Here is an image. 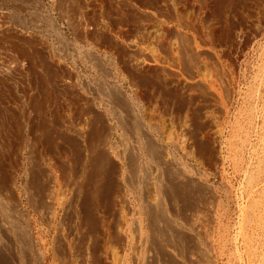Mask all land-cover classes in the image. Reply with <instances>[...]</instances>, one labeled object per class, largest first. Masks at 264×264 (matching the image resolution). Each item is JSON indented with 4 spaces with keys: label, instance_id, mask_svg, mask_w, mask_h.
<instances>
[{
    "label": "rangeland",
    "instance_id": "374dc122",
    "mask_svg": "<svg viewBox=\"0 0 264 264\" xmlns=\"http://www.w3.org/2000/svg\"><path fill=\"white\" fill-rule=\"evenodd\" d=\"M120 215L102 264H264V0H0V264Z\"/></svg>",
    "mask_w": 264,
    "mask_h": 264
},
{
    "label": "bare ground",
    "instance_id": "6f19581e",
    "mask_svg": "<svg viewBox=\"0 0 264 264\" xmlns=\"http://www.w3.org/2000/svg\"><path fill=\"white\" fill-rule=\"evenodd\" d=\"M84 124V123H83ZM84 131V130H83ZM80 134V133H79ZM75 144V143H74ZM153 144V143H152ZM154 145V144H153ZM101 147V146H100ZM30 148V147H29ZM89 149V148H88ZM152 149V148H151ZM29 150H31V149H29ZM92 150V149H91ZM147 150V149H146ZM153 150V149H152ZM89 152V151H88ZM108 154V153H107ZM110 154V153H109ZM37 155H38V153H37ZM30 156V155H29ZM88 156V155H87ZM131 156V155H130ZM35 157V156H34ZM96 157V156H95ZM99 157V156H98ZM159 157V156H158ZM97 158V157H96ZM95 158V159H96ZM108 158V157H107ZM106 158V159H107ZM99 159H100V157H99ZM112 159V158H111ZM128 160V159H127ZM30 161V160H29ZM79 161V160H78ZM107 161V160H106ZM136 161V160H135ZM93 162V161H92ZM100 162V161H99ZM109 162V161H108ZM131 162V161H130ZM133 162V161H132ZM76 165V164H75ZM104 166H106L105 164H103ZM99 166V165H98ZM122 166V165H121ZM95 168V167H94ZM100 168V167H99ZM106 168V167H105ZM111 169H113V168H111ZM118 169V168H117ZM129 169V168H128ZM97 170V169H96ZM104 170V169H103ZM78 171V170H77ZM94 171V170H93ZM100 172H101V170H100ZM107 172V171H106ZM109 172V171H108ZM112 172V171H111ZM92 173V172H91ZM91 173H90V175H91ZM94 173V172H93ZM103 173V172H102ZM95 174H97V173H95ZM44 175H45V173H44ZM74 175V174H73ZM94 175V174H93ZM35 177V176H34ZM56 177V176H55ZM70 177V176H69ZM67 178V177H66ZM88 178V177H87ZM41 179V178H40ZM127 179V178H126ZM50 180V179H49ZM67 181V180H66ZM25 182V181H24ZM29 184V183H28ZM35 184V183H34ZM63 184V183H62ZM120 184V183H119ZM122 184V183H121ZM85 185V184H84ZM118 185V184H117ZM164 187V186H163ZM78 188V187H77ZM65 189H66V187H65ZM170 189V188H169ZM51 191V190H50ZM53 192V191H52ZM65 192V191H64ZM87 192H89V191H87ZM171 192H172V190H171ZM41 193V192H40ZM90 194V193H89ZM53 195V194H52ZM88 195V194H87ZM94 195V194H93ZM176 195V194H175ZM168 197V196H167ZM175 197V196H174ZM125 199H127V198H125ZM171 199V198H170ZM120 200V199H119ZM45 201V200H44ZM110 201V200H109ZM112 201V200H111ZM122 201V200H121ZM33 202V201H32ZM51 202V201H50ZM115 202V201H114ZM139 203V202H138ZM161 204V203H160ZM38 205V204H37ZM156 205H157V203H156ZM33 206V205H32ZM129 206V205H128ZM161 206V205H160ZM74 207V206H73ZM67 208V207H66ZM121 208V207H120ZM128 208V207H127ZM49 209V208H48ZM38 210V209H37ZM33 211V210H32ZM74 211V210H73ZM127 212V211H126ZM150 212V211H149ZM161 212V211H160ZM151 213V212H150ZM42 214V213H41ZM83 214V213H82ZM67 215H69V214H67ZM90 216H92V215H90ZM111 216V215H110ZM127 216H129V215H127ZM147 216V215H146ZM201 216V215H200ZM85 217V216H84ZM87 217V216H86ZM120 218L117 220V219H114V218H104V219H100L99 221H97V219H93V223L94 224H97V225H99V228L102 230V233L101 234H99V232L98 233H96L97 231L95 230H93V232L95 233V237L97 238V237H100V239H101V241L98 243V246H100V247H98L97 246V244H96V246L95 245H93V256H94V260H93V263H91V264H102L101 262H100V258H102L103 259V257L106 259L107 257H106V255L105 254H108L107 252H108V246L107 245H109V244H118V245H122L121 246V248H123L124 246H128V243H130L131 241L129 240V237H128V234L131 232V228H130V223H129V221L130 220H128V218H122L121 219V215L119 216ZM158 217V216H157ZM160 217V216H159ZM89 218V217H88ZM115 218H116V216H115ZM155 218V217H154ZM153 218V215H148V219H147V222H148V225H149V227L151 228L152 227V224H153V222L155 221V219ZM182 219V218H181ZM193 219V218H192ZM202 219V218H201ZM89 220H90V218H89ZM157 220V219H156ZM163 220V219H162ZM185 220V219H184ZM199 220V219H198ZM203 220V219H202ZM140 221V220H139ZM138 221V222H139ZM88 222V221H87ZM86 222V223H87ZM73 223H74V225L76 226V228H77V226H78V224L80 223V225L81 226H83L84 225V220L82 219V218H75L74 220H73ZM85 223V224H86ZM99 223V224H98ZM183 223V222H182ZM143 224V223H142ZM161 224V223H160ZM65 225V224H64ZM67 225V224H66ZM88 225H90V224H88ZM92 225V224H91ZM80 227V226H79ZM139 227L140 226H138V230H139ZM71 228V227H70ZM158 228V227H157ZM163 228V227H162ZM82 229V228H81ZM50 230V229H49ZM60 230V229H59ZM28 231L29 230H26V232H27V235L25 234V235H23L25 238H26V240H28V239H30V237H29V234H28ZM80 232V231H79ZM84 234V233H83ZM71 235V234H70ZM57 236V235H56ZM161 236V235H160ZM37 237V236H36ZM82 237V236H81ZM84 237V236H83ZM53 238V237H52ZM59 238V237H58ZM57 238V239H58ZM147 237H145V239H144V243H145V245L147 244L148 245V247H149V250L151 251H149L148 249H147V247H144V249L147 251V253L149 252V255L148 256H146L145 255V253H143L142 255H138V256H135L134 255V259H133V264H137V262H140V264H177V263H175V262H173V260H172V258L168 255V254H165L164 255V253H162V255H163V259H164V262L163 263H160V262H158V261H156V257L154 256V255H156L155 253H156V245H155V242H153L154 240H153V238L152 237H150V238H152V240H149V242H147V239H146ZM60 239V238H59ZM99 239V240H100ZM136 239V238H135ZM157 239V238H156ZM62 240V239H61ZM90 240V239H89ZM158 240V239H157ZM156 240V241H157ZM30 241V240H29ZM94 241V240H93ZM96 241V243L98 242L97 240H95ZM159 242V241H158ZM175 242V241H174ZM197 242V241H196ZM134 243V242H133ZM191 243V242H190ZM88 244V243H87ZM195 244V243H194ZM124 245V246H123ZM134 246L135 245H133V249H134ZM185 246V245H184ZM120 247V246H119ZM136 247V246H135ZM183 247V246H182ZM96 248H98L99 250H97ZM114 248H115V246H114ZM118 248V247H117ZM120 248V249H121ZM76 249V248H75ZM78 249V248H77ZM112 249V248H111ZM141 249V248H140ZM194 249V248H193ZM198 249V248H197ZM66 250V249H65ZM64 250V251H65ZM98 251V253H97V251ZM114 250V249H113ZM112 250V251H113ZM116 250V249H115ZM110 251V250H109ZM136 251H138V248H137V250ZM146 251H144V252H146ZM111 252V251H110ZM114 253H115V251H113ZM113 252H112V256H113ZM120 252V251H119ZM122 252H123V250H122ZM72 253H73V249L71 248V246H68L67 247V250L65 251V253H63V254H65L66 256H69V261L71 262L70 264H74L73 263V261H72V259H71V257H72ZM121 253V252H120ZM125 253V252H124ZM123 253V259H122V261L120 260L119 261V257L117 258L118 260H117V263L116 264H132V263H129V262H125V254ZM146 253V254H147ZM197 253H198V251H197ZM200 253V252H199ZM111 254V253H110ZM109 254V255H110ZM150 254H152L151 256H150ZM36 255V254H35ZM61 255V254H60ZM92 255H91V257H92ZM115 255V254H114ZM122 255V254H121ZM137 255V254H136ZM196 255V254H195ZM200 255V254H199ZM89 256V255H88ZM111 256V257H112ZM173 256V255H172ZM62 257V256H61ZM175 257V256H174ZM190 257H192V256H190ZM67 258V257H66ZM90 258V257H89ZM109 258V257H108ZM198 258V257H197ZM28 259H29V257H28ZM36 259V258H35ZM162 259V258H161ZM62 260V259H61ZM114 260V259H113ZM190 260V259H189ZM92 261V260H91ZM102 261V260H101ZM198 261H199V259H198ZM27 262H28V260H27ZM26 262V263H27ZM200 262V261H199ZM90 263V262H89ZM104 263H106V261L104 262ZM103 263V264H104ZM65 264H69L68 262H66ZM81 264H85V263H81ZM107 264H109L108 262H107ZM111 264V263H110ZM179 264V263H178Z\"/></svg>",
    "mask_w": 264,
    "mask_h": 264
}]
</instances>
